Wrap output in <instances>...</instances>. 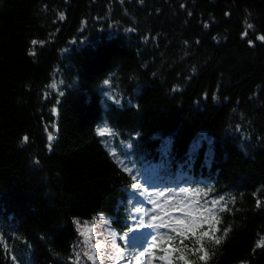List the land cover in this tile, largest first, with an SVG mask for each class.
<instances>
[{
  "label": "trees",
  "instance_id": "16d2710c",
  "mask_svg": "<svg viewBox=\"0 0 264 264\" xmlns=\"http://www.w3.org/2000/svg\"><path fill=\"white\" fill-rule=\"evenodd\" d=\"M261 36L264 0H0V264H93L101 218L119 264H264Z\"/></svg>",
  "mask_w": 264,
  "mask_h": 264
},
{
  "label": "snow or ice",
  "instance_id": "6c2138e0",
  "mask_svg": "<svg viewBox=\"0 0 264 264\" xmlns=\"http://www.w3.org/2000/svg\"><path fill=\"white\" fill-rule=\"evenodd\" d=\"M248 28H251L252 25L249 24L247 25ZM243 35H247V31H245V33ZM258 39H261V40H264V36H261V37H258ZM32 43L35 45L37 43V41H32ZM251 43V41H250ZM30 54H35L34 52H31ZM107 83V82H106ZM51 87L55 88V84L51 85ZM98 135L100 136H105V135H111V132L105 127V128H102L100 130H98ZM52 134L49 133L48 135V139L49 141L52 140ZM23 142H27L28 141V137L27 136H24L23 138ZM137 188H139V185H136ZM153 204H155V201H152ZM213 205L215 204H218L219 201H212ZM258 205H259V202H258ZM136 212H141V209L140 208H136L135 209ZM225 208L224 207H221L220 208V211H224ZM198 211V209H197ZM208 211V216H211L213 218H215V213L212 212L211 209L207 210ZM144 215H148V213L145 211ZM187 215V214H186ZM208 216H205L203 221H197V220H189L188 221V228L187 230L188 231H191L192 232V235L193 236H196L197 239L195 241L196 244H200V248H198L196 251H199V252H204V255L200 256L199 259L203 260L205 258V256H207V252L204 251V248H203V245L201 243V240L203 237H209V231H211V226H210V229L209 231H204L202 233H200L199 235H197V233L195 232V228L196 227H199V226H202L203 223H206L208 222ZM155 219V220H161L160 223H154L152 222V220ZM102 222L103 223H107L108 221L104 220L103 218H101ZM219 221L217 220V223ZM79 223V222H77ZM141 226H147L149 228H153V229H160V228H163V227H170L171 228V231L172 232H183L184 229H178L176 227H174L171 223H165L164 221H162L161 217H155V218H149V221L148 223L145 225L143 222H141ZM87 231H91L90 229L87 230ZM130 231H134L133 229H130ZM227 232L228 230H225L224 232V236H227ZM81 235H85L86 236V232H81ZM149 236H151V242H152V246H156V243H157V238L159 237L160 239H166L168 241H171L173 240V237L171 235H168L167 233L161 235L159 233H157L156 235L152 236L151 234H148L144 237V242H145V247H146V250H140L138 253H136L134 256H133V259L136 261V264H151V260L148 259V257H151L153 254H152V250L150 247H147L146 245V241L147 239L149 238ZM94 238V237H92ZM123 239H125L126 241L130 242V243H135L137 241V239H139L138 237H127V236H124L122 237ZM185 239H187L188 237L185 235L184 237ZM211 239V237H209ZM221 241H220V238H216L215 239V243L216 244H219ZM85 243H89V239L87 238L86 236V240H85ZM181 243H183V241L181 240ZM258 247H264V239H262L260 242H258ZM92 251L89 253V252H85L84 255L87 256L88 260H91L93 262V264H96V259H97V253L100 252V250L104 247V244H94V245H90ZM111 247L115 253V255H109L107 257V259L109 260H115L116 261V264H119V259H122L123 256H124V253L121 249L118 248V246L115 244V243H112L111 244ZM165 252V255L159 257V259L161 260H166L168 261V264H171V261L168 260V256H167V249H164L163 250ZM180 251L182 252L183 249H180ZM79 255V254H78ZM141 257L144 258V260L142 261L141 260ZM154 258V257H153ZM180 259H184L183 255H181L179 257ZM103 259L104 257L101 256L100 257V261H101V264H103ZM13 260H15V257H13ZM129 264H131V261H129ZM187 264V262H186Z\"/></svg>",
  "mask_w": 264,
  "mask_h": 264
},
{
  "label": "rangeland",
  "instance_id": "374dc122",
  "mask_svg": "<svg viewBox=\"0 0 264 264\" xmlns=\"http://www.w3.org/2000/svg\"><path fill=\"white\" fill-rule=\"evenodd\" d=\"M145 205L149 208V214H152V212H153V208H152V203H151V201L148 199L146 202H145ZM196 209V206H195V204H188L187 206H186V208H185V210H187L188 212H193L194 210ZM149 230H152V228H150ZM112 230L110 229V227H108L107 226V224L105 223V225H102L101 226V232H100V234H102L103 236H105L106 237V235H110V237H111V239H110V247H103L101 250H100V252H103V251H108V250H111V251H113V249H112V247H111V244L112 243H115L117 246H118V248L119 249H124L125 247H121V245H120V239L122 238V235H120V234H117L116 232H111ZM86 236H87V234H86ZM85 236V237H86ZM87 238H88V236H87ZM83 240L85 241L86 240V238H83ZM90 244H88V246H89ZM90 250V252L92 251V249L90 248L89 249ZM124 253V256L123 257H125V256H127L128 255V252L127 251H124L123 252ZM136 264V263H135Z\"/></svg>",
  "mask_w": 264,
  "mask_h": 264
}]
</instances>
